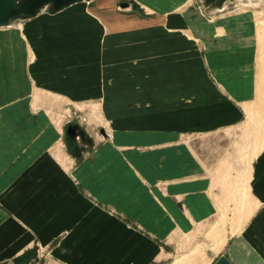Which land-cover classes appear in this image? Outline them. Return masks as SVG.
<instances>
[{
  "label": "crops",
  "instance_id": "obj_1",
  "mask_svg": "<svg viewBox=\"0 0 264 264\" xmlns=\"http://www.w3.org/2000/svg\"><path fill=\"white\" fill-rule=\"evenodd\" d=\"M134 1L150 9L139 17L143 26H136L137 17L127 20L128 14H133L128 1L80 0L75 2L79 6L61 14L59 10L29 17L40 16L23 27L27 28L22 31L26 46L16 38H20L16 30L0 34V115L10 114L14 101H24L19 103L23 107L29 95L34 97L30 109L46 95L56 98L63 95L70 100L103 99L105 91L114 86L105 89L104 75H97L107 69L116 79L121 67L127 66L129 74L131 69L139 71L134 69L137 67L143 71H153L152 68L162 71L163 79L154 89L159 88L156 99L168 101L163 104V115L167 116L171 110L176 116L186 117V125L173 118L170 126L164 121L166 127L143 130L134 127L110 131L101 126L108 136L102 134L105 138L100 141L93 137L92 147L85 151L86 157L73 171L69 163L73 157L59 161L54 154L55 162L60 163L55 164L52 153L45 151L25 174L23 164L34 159L39 150L35 145L27 146L34 149L17 158L13 150L25 147L30 138L19 137L17 132L30 134L38 127H6L15 134L0 138V264L5 261L23 264L25 245L35 241L49 247L48 254L56 264H213L223 253L233 264H264V146L254 157L253 185L250 180L246 183L244 177L251 145L246 140L247 123L240 121L247 114V122L249 114L255 113L259 90L247 39L242 34L232 39L230 35L216 39L213 36L216 29L212 27L183 28L185 21L192 23L189 16L192 11L186 6L193 0ZM193 35L197 41L202 40L203 47L191 40ZM201 51L209 65L213 64L214 74L227 94L224 101L208 106L209 122L202 126L198 124L200 107H183L184 100L187 101L183 95L185 85H194L193 75L191 79L184 75L193 73V66L183 70V64L186 57L202 56ZM97 78L101 79L96 81ZM41 89L47 93L38 91ZM199 100L197 95L195 101ZM258 108H264L263 102ZM221 113L223 119H217ZM188 125L191 127H185ZM219 127H246V139L238 144L245 155V167L236 187L240 203L244 204L241 212L238 210L240 221L245 222L248 214L255 213L240 230L232 221L217 225V214L227 202L215 190L201 155L184 138L185 133L212 134ZM130 131L149 133L158 140L153 149L144 147L140 151L142 156L132 153L128 156L134 170L137 164L143 171L139 173L145 180L166 181L167 187L177 189L196 188L181 194L182 204L160 194L157 207L148 205L142 197L127 194L133 201L130 205L118 198L121 192H105V180L120 174L126 160L115 150L121 146L119 134ZM13 135L15 140L11 138ZM130 141L126 143L136 142ZM147 142L150 141L144 143ZM6 163L13 165L4 166ZM89 180L99 183L91 187L87 184ZM249 189L253 190L255 206ZM139 206L144 207L142 219L125 214L139 210ZM185 246L198 250L190 255L189 251L183 252Z\"/></svg>",
  "mask_w": 264,
  "mask_h": 264
},
{
  "label": "rangeland",
  "instance_id": "obj_2",
  "mask_svg": "<svg viewBox=\"0 0 264 264\" xmlns=\"http://www.w3.org/2000/svg\"><path fill=\"white\" fill-rule=\"evenodd\" d=\"M125 1L130 2V12H133V14L136 15L132 16L133 14H128L130 17H128L127 20L131 21L134 19L133 17H137V19H135L136 26H143V24L139 21V17H141L144 12L150 11V9H147L146 6H143L139 3L136 5L134 0ZM79 4L80 3H74L61 9L62 11L60 14L69 11L73 7L79 6ZM84 4L86 5V2H84L83 5ZM186 8L191 9L192 11L191 15H189L190 18H192V23L190 24L189 21H185V24L182 26L183 28L212 27L216 29V33L214 32L215 34H213L214 38L216 39L227 38L229 35L232 39V36L234 38L239 36V34H242L243 37H246L247 43L249 44V57L252 61V65L254 66V73L257 77V85L259 89L256 107H254L255 113L253 112L251 115L257 120V122L264 121V108H258L262 102L264 104V0H262L258 5L248 6L240 4L237 2V0H193V2L187 5ZM49 11L50 5H46L40 10L42 15H50ZM120 11L127 10L120 9ZM39 17L32 19L29 17L18 18L12 21L9 25H6L7 27L0 26V34L5 31L9 32L10 30H16L15 32H18L20 36V38H16L26 46L28 45V42L23 38L22 31L23 29L26 31L27 28L23 27H28L32 21L38 19ZM191 40L194 41L196 45H199V47H203L204 45L202 40L197 41L194 35L191 37ZM201 53L203 55L201 56L200 54L199 58L197 59L196 57L192 58L191 56L185 58L183 70H186V67L191 68V66H193L194 71L193 73H191V71L186 72L184 75L188 79H191V76L193 75L194 85H185L188 95L184 90L183 95L185 98H187V101L184 100L183 107L199 106L201 116L198 124H201L202 126L203 124H207L209 122L208 106L213 102L224 101L225 98L227 99V94L214 74L213 64L209 65L207 56H205L204 52L201 51ZM27 62L32 63V60H27ZM220 68H222V66H219V69ZM134 69H137L140 72L137 71L135 73V71L131 69L129 74V69L127 66L121 67L119 78L116 79L112 78L111 73L106 72L107 69H105V71L103 69V71L97 76L100 77L101 75H104L105 89L114 86L112 89H107L105 91V98L103 99L70 100L63 95H59L57 98L51 95H46L34 102L33 108L30 109L29 105L31 104V99L34 97L32 98V96L29 95L27 98L28 103L25 102L27 104H25L23 107L20 106L19 103L24 101H14V103H11V111H9L10 114L0 115V127H3L0 129V138L3 139L6 135L10 136L15 134L14 131H10L6 127H38L36 132L30 134L17 132L19 137H21V135H29L30 137L28 139L29 141H27V144H25V147H16L13 150V154L17 158L21 157L22 155H28V152L34 149L32 147L29 148L31 145L37 146V149L39 150V152L35 154L34 159L32 158L23 164V171H25L24 174L31 169L33 163L36 164L35 161L40 160L45 155V151L48 153L50 152L49 155L52 153L51 160L55 164L60 163L55 162L57 160L54 157V154L57 158H59V161H65V159L67 160V158L73 157L71 161H69L72 171L74 166H76L81 159L86 157L85 151L90 149L92 145L86 142H79L81 139H78L81 151L77 154H74L68 145V139L65 130L66 126L71 122L79 123L81 127L87 131L88 135H90L92 138L95 137L97 141L104 140L105 138L99 132V128L101 126L106 127L110 131L116 130L118 128L134 129V127L136 130H143L153 127H166L163 125L164 121H166V124L170 126L169 122H171L173 118L178 119L183 124H185L186 117L176 116L171 113V110H168L167 116L163 115V104L168 101H161L155 97L159 96V88L154 89V87L160 85V82L164 76L163 72L157 71V69L154 68H152L153 71H143L138 67ZM168 69L172 70L171 67ZM144 77L146 78V81H144ZM100 79L101 78H97L96 81ZM196 79H198L197 84ZM108 84H110V86H108ZM118 87L119 90H117ZM38 91L47 93L42 89ZM197 95L200 97L199 102L195 101ZM190 99H193L194 102ZM170 103L174 104L175 102L170 101ZM160 118L162 119L161 121ZM217 119H223V114L221 113L217 115ZM246 120L247 114L240 121L241 124L247 123ZM185 127H191V125ZM219 128L220 129L216 130L217 132H213L212 134L201 132L195 134L185 133L186 136L184 138L185 140L189 139L191 144L194 146V150H196L201 155V158L207 165V169H209L212 175V180L214 185H216L214 187L215 190L221 193L222 199L224 200L223 202H227L225 206H222L220 212L217 214V225L218 222H220V225H222L226 220L232 221L233 225L235 224L236 227L240 226L238 228V230H240L241 225L249 220L250 217L255 213V211H253L251 215L248 214L244 218L245 222H242L243 220L240 221L242 219L241 215L237 216L238 210L241 212V207L242 205L244 206V204L241 205L240 203V198L237 195L236 187L239 183V179H241L240 174L243 173V169L245 167V155L243 154V151L238 148V144L246 139V127ZM48 132L51 136L48 135ZM197 134L199 137H197ZM119 137L121 146H116L115 150L120 152L121 158H126V160H124V168L121 169L120 174L115 175L113 179L105 180V192L112 190L121 192L118 198L124 199L126 204L133 205V201H131L127 196L128 194L132 197H142L146 202L149 203L148 205L156 204L158 207L160 205V194L168 196L169 199H175L179 204H182L183 199L181 194L185 192L189 193V191L196 189L191 187L188 189H185L184 187H178L179 189L171 188L167 187L166 181L145 180L142 177V174L139 173V171H143L138 167L137 164L135 165L134 170L132 164L128 162V156L131 153L133 155L142 156L140 151H142L144 147L153 149L155 144L158 146V140H156L153 135H150L149 133H133L132 131L129 133H121L119 134ZM11 138L15 140L14 135L11 136ZM134 140L136 142L132 143L131 145L126 143L129 141L133 142ZM145 141L150 142L144 143ZM137 151L139 152L138 154ZM40 152L41 154H39ZM31 156L33 157L32 154ZM255 158L251 165V177L249 181L250 185H253L255 179ZM6 165L9 167L13 164H4V166ZM153 174L158 173L153 172ZM134 175L136 176V179H132V176ZM97 183L99 182L95 180H89L87 184L88 186L95 187ZM77 184L83 187V184L78 180ZM252 191L250 190L249 192L252 203H254L255 206L256 201ZM89 197L92 199L95 198L93 196ZM149 199L151 201H149ZM229 202H231V206H229ZM138 209L139 210L135 212H130V214H125L127 216H131L132 218L135 217V219H142L144 216V212L142 211L144 207L139 206ZM131 214H133V216ZM151 214L153 215L155 212L151 211ZM244 216L245 212H243V217ZM239 221L240 225L238 224ZM48 248V246H42L36 241L34 243L32 242L30 245H25V259L23 264H56L51 260L53 257H50L48 254ZM185 248L186 250H183V252L189 251L190 255H195L198 250V247H189V249L188 246L183 247V249ZM10 262L5 261L1 264H10ZM14 263L17 264V261Z\"/></svg>",
  "mask_w": 264,
  "mask_h": 264
},
{
  "label": "water",
  "instance_id": "obj_3",
  "mask_svg": "<svg viewBox=\"0 0 264 264\" xmlns=\"http://www.w3.org/2000/svg\"><path fill=\"white\" fill-rule=\"evenodd\" d=\"M78 1L80 0H0V26L9 25L18 18L35 16L46 5H50L51 12H56ZM65 131L70 148L72 144L69 142V139H81L83 142H87L90 145L93 144V138L88 135L87 131L83 129L79 123H69ZM99 132L105 137L108 136L104 127H100ZM72 151L74 154H77L76 149ZM213 264L233 263L229 257L223 253Z\"/></svg>",
  "mask_w": 264,
  "mask_h": 264
},
{
  "label": "bare ground",
  "instance_id": "obj_4",
  "mask_svg": "<svg viewBox=\"0 0 264 264\" xmlns=\"http://www.w3.org/2000/svg\"><path fill=\"white\" fill-rule=\"evenodd\" d=\"M261 1L262 0H237V2H239L242 5H246V6H248V5H258V4L261 3ZM42 48L43 47L41 46V49ZM161 104H162V102H161ZM151 118H154V117H151ZM155 119H156V117H155ZM161 120L162 119L160 118V121ZM261 124H262V126H260ZM255 125H259V126L258 127H253ZM247 131H248L247 142L251 145V147H250L251 158H250V160H249V162H248V164H247V166L245 168V171H244V177H245V182L246 183L248 182V180H250V177H251V159L254 158V157H256V155L258 154V152L264 146V121L257 122V120L251 114H249L248 121H247ZM237 216H239V213H237Z\"/></svg>",
  "mask_w": 264,
  "mask_h": 264
},
{
  "label": "flooded vegetation",
  "instance_id": "obj_5",
  "mask_svg": "<svg viewBox=\"0 0 264 264\" xmlns=\"http://www.w3.org/2000/svg\"><path fill=\"white\" fill-rule=\"evenodd\" d=\"M69 142L72 144L71 150H75L76 149L77 153H79L81 151V147H80V145L78 143V140L69 139ZM79 142H83V141L80 140Z\"/></svg>",
  "mask_w": 264,
  "mask_h": 264
}]
</instances>
